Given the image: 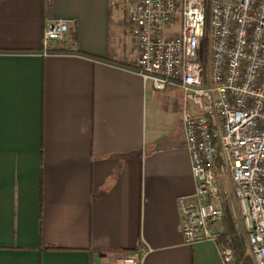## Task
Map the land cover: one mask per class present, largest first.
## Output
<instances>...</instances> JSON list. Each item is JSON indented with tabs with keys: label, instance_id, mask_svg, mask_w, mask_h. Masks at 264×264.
<instances>
[{
	"label": "crops",
	"instance_id": "crops-1",
	"mask_svg": "<svg viewBox=\"0 0 264 264\" xmlns=\"http://www.w3.org/2000/svg\"><path fill=\"white\" fill-rule=\"evenodd\" d=\"M43 1L0 0V264L140 247L142 264H224L217 241H185L178 198L196 183L183 92L129 63L137 0ZM51 16L69 36L45 47Z\"/></svg>",
	"mask_w": 264,
	"mask_h": 264
},
{
	"label": "built area",
	"instance_id": "built-area-1",
	"mask_svg": "<svg viewBox=\"0 0 264 264\" xmlns=\"http://www.w3.org/2000/svg\"><path fill=\"white\" fill-rule=\"evenodd\" d=\"M125 35L145 80L183 92L196 183L178 198L185 241L218 242L228 205L253 263L264 264V0H137ZM68 36V19H45V47ZM146 252L93 264H142ZM221 252L224 264H242L231 247Z\"/></svg>",
	"mask_w": 264,
	"mask_h": 264
},
{
	"label": "trees",
	"instance_id": "trees-1",
	"mask_svg": "<svg viewBox=\"0 0 264 264\" xmlns=\"http://www.w3.org/2000/svg\"><path fill=\"white\" fill-rule=\"evenodd\" d=\"M44 8H47L48 6H51L52 0H44L43 1ZM74 39L76 40L77 37L74 36ZM226 230L223 236L218 240V244L222 246L231 247L235 254V261L236 263H242V264H254L252 261V258L247 254V245H246V238L245 235L240 232V230L236 227V224L232 218L231 211L226 205ZM116 252H119L120 254H127L129 251H121V250H115ZM104 251H100V253H103Z\"/></svg>",
	"mask_w": 264,
	"mask_h": 264
},
{
	"label": "rangeland",
	"instance_id": "rangeland-1",
	"mask_svg": "<svg viewBox=\"0 0 264 264\" xmlns=\"http://www.w3.org/2000/svg\"><path fill=\"white\" fill-rule=\"evenodd\" d=\"M238 225H239V224H238ZM238 225H236V227L240 230V226H238ZM215 228H216V229H222L223 226H221V225H216ZM224 230H226V224L224 225ZM247 254H248V253H247Z\"/></svg>",
	"mask_w": 264,
	"mask_h": 264
},
{
	"label": "water",
	"instance_id": "water-1",
	"mask_svg": "<svg viewBox=\"0 0 264 264\" xmlns=\"http://www.w3.org/2000/svg\"><path fill=\"white\" fill-rule=\"evenodd\" d=\"M105 255V254H104Z\"/></svg>",
	"mask_w": 264,
	"mask_h": 264
}]
</instances>
